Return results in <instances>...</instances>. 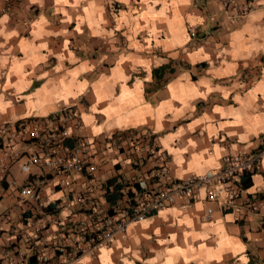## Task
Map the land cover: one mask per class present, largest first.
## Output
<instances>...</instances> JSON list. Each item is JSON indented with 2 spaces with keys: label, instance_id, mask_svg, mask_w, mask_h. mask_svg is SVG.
<instances>
[{
  "label": "crops",
  "instance_id": "1",
  "mask_svg": "<svg viewBox=\"0 0 264 264\" xmlns=\"http://www.w3.org/2000/svg\"><path fill=\"white\" fill-rule=\"evenodd\" d=\"M65 108L79 116L111 207L158 186L139 134H152L179 180L262 153L240 180L237 210L199 190L66 264H264V0H0V125L54 123ZM38 173L15 164L0 181V264L23 254L32 224L56 234L73 223L86 172L51 175L21 204L18 188Z\"/></svg>",
  "mask_w": 264,
  "mask_h": 264
},
{
  "label": "built area",
  "instance_id": "2",
  "mask_svg": "<svg viewBox=\"0 0 264 264\" xmlns=\"http://www.w3.org/2000/svg\"><path fill=\"white\" fill-rule=\"evenodd\" d=\"M251 10L250 5L245 6L234 19L243 18ZM188 33L190 38L197 35L192 28ZM80 129L79 116L72 108L63 109L54 123L0 125V181L15 164H19L23 173L30 174L32 167L39 171L34 182L18 188L21 204L37 200L51 175L86 172L83 190L75 198L72 225L51 234L45 225L32 224L35 233L26 236L23 254L16 253L5 264H51L54 257L60 264H66L85 255L95 256L117 235L125 237L131 223L145 220L148 214L174 205L178 199L184 200L182 206L188 205L199 190L206 192V200L219 202L225 211H235L241 199L240 180L255 170L262 157V153L226 156L221 167L211 174L179 180L170 176L152 134H139L136 143L148 146V158L154 163L152 178L159 182L158 186L146 189L136 201H126V207H111L104 199L106 192L93 177L96 166L90 163L91 144L80 134ZM116 142L120 146V138ZM22 157L25 162L20 164ZM9 185L17 187L13 179ZM211 215L212 210L207 209L204 220H209ZM41 232L50 235L47 244L35 240V235Z\"/></svg>",
  "mask_w": 264,
  "mask_h": 264
},
{
  "label": "trees",
  "instance_id": "3",
  "mask_svg": "<svg viewBox=\"0 0 264 264\" xmlns=\"http://www.w3.org/2000/svg\"><path fill=\"white\" fill-rule=\"evenodd\" d=\"M164 72H165V68H160V69H156L153 71L154 78L158 81L157 84H161L160 81H162L163 83L164 81H166L162 78V75L164 74Z\"/></svg>",
  "mask_w": 264,
  "mask_h": 264
}]
</instances>
